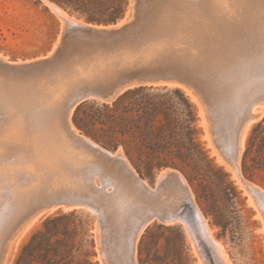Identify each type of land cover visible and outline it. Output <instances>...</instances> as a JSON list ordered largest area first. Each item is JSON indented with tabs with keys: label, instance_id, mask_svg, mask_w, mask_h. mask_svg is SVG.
I'll return each mask as SVG.
<instances>
[{
	"label": "bare ground",
	"instance_id": "6f19581e",
	"mask_svg": "<svg viewBox=\"0 0 264 264\" xmlns=\"http://www.w3.org/2000/svg\"><path fill=\"white\" fill-rule=\"evenodd\" d=\"M261 4L262 0H136L131 20L116 28L88 24L59 7L63 20H75L78 26L64 30L48 55L27 61L0 55V194L6 192L2 188L6 179L11 180L8 186L23 184L11 204H2L0 198V218L3 210L11 211L7 222L0 221V264L20 221L54 201L95 206L110 217V236L121 237L110 252L115 264H138V237L156 217L169 223L182 220L190 234L213 246L208 221L181 172L170 170L161 182L163 171L153 189L124 152L118 159L111 157L73 128L71 113L80 98L99 87L110 90L115 85V91L127 76L141 71L167 75L169 82L181 84L198 101L207 92L215 97L230 87L245 101L244 106L233 107L221 94L220 109L232 124L231 142L221 160L245 184L264 217L256 196L261 193L264 202V189L248 181L240 169L245 133L264 96L259 75L244 78L246 69L259 72L264 44ZM199 112L205 124L202 107ZM8 191L13 192V187ZM125 195L127 202L136 198L139 221L126 222L125 229L116 232L118 215L112 209ZM220 248L223 264H233Z\"/></svg>",
	"mask_w": 264,
	"mask_h": 264
},
{
	"label": "rangeland",
	"instance_id": "374dc122",
	"mask_svg": "<svg viewBox=\"0 0 264 264\" xmlns=\"http://www.w3.org/2000/svg\"><path fill=\"white\" fill-rule=\"evenodd\" d=\"M49 1L54 4H49L46 0H0V55H3L4 58L10 61H27L46 56L53 50L64 30L65 32L72 31L71 28L73 26H78L75 20H63L61 11L58 9L63 6L52 0ZM135 2L136 0H128V5L125 10L127 16H133ZM63 9L70 15L76 16L88 24L99 25L88 22L86 18L76 12H70L64 7ZM99 26L105 25L102 24ZM224 72L225 71L222 70L220 73L222 81L224 80L223 78L226 77L224 76ZM244 73L245 79L255 78L256 75H259V72L256 73L250 69H246ZM174 86L181 87L196 104L198 109V137L208 150L210 156L218 165L224 167L240 190V208L238 211L231 213L230 222H224L228 224L226 228L219 225L214 221V214H206L204 212L187 177L181 172L194 194L193 199L196 206H198L202 215L208 221L206 223L209 225H207V227L209 234L211 232L210 238L213 246L211 247L205 241L201 240L199 235L196 234L194 236L190 234L182 220L175 219L174 222L169 223L166 220L156 217L149 221L138 237L136 244V260L138 264H223L220 247L226 250L233 264H264V217L261 212L258 211L245 184L235 176V172L228 166L226 161L224 159L221 160L223 155H221V153L225 151L226 146L231 142L229 134L230 136L232 134L231 117L220 109V105L222 104L221 100H223V98L228 99L227 101L232 102L233 107L244 106L245 101L242 102V100L237 97L239 94L231 87L225 88L223 92L219 90L217 93L218 95L215 97L209 95L207 92V97L204 96L203 100L198 101L192 97L188 90L181 84L168 82V87ZM221 94H223V98H221ZM92 95L93 94H88L80 98L73 107L71 113L73 128L80 136L85 135L74 124L73 115L78 103L82 99ZM200 107H202L205 124L199 120V116L201 117L199 112ZM259 108L263 116L264 104H261ZM11 112L12 110L6 113V115L11 114ZM206 115L208 116L207 119ZM260 119L261 117L254 118L248 124L245 133L246 139L244 140V148L240 156V169L242 175L248 181L264 189V170L256 169L253 173H246L243 165L248 135L253 125ZM209 128H211V133L209 132ZM224 135L228 137L225 138ZM98 147L103 149L99 145ZM130 163L134 167L131 161ZM136 172L138 173L137 170ZM159 172L160 169H156L150 176H143L139 173L138 175L153 189H156L159 184V175L162 173L159 174ZM95 176L97 182H100L99 176ZM10 181V179L3 181L4 185H2V188H4L6 192L0 194L2 204H11L13 197L18 195L20 188H22L23 184L21 182L8 186ZM12 187L14 191L9 192L8 189ZM138 194L139 193H137L136 196H139ZM256 196L259 199L258 202L260 206L263 205L261 207L264 211L262 194L257 192ZM126 199L127 196L125 195L122 203L112 209V214L118 215L114 221L115 225L113 227V230H116V232L123 231L126 222L139 221L140 211H136V214L134 211V206L137 201L136 198L128 202ZM125 202H127V204ZM203 206L207 207V203L205 202ZM120 208L125 209L120 211ZM6 211L8 210H3L2 213H4V215L1 214V217H3L0 218V221L3 223L7 222L10 217L9 214H11L10 210L9 212ZM34 212L30 213V216L28 214V218L24 217L25 221L22 219V224L20 221L17 229H15L16 231L12 234L3 264H15L23 245L28 242L35 231L44 227V222L49 217L56 218L52 222H67L71 228H76L77 230L83 228L86 231V247L91 254L90 259L93 264H115V262H117L114 257H111L114 256L111 254L114 253L113 251H115V247L119 243L121 237L119 235L110 236L109 227L107 225V222L110 221V217L105 216V214L101 213L95 206L71 205L54 201L47 203ZM5 216L9 217L7 218ZM1 219H3V221ZM80 236L81 235L78 234L76 238H80ZM214 237L218 241H216ZM107 252H109V255ZM110 252L112 253L110 254ZM109 259H114V263L113 260L109 261Z\"/></svg>",
	"mask_w": 264,
	"mask_h": 264
},
{
	"label": "trees",
	"instance_id": "16d2710c",
	"mask_svg": "<svg viewBox=\"0 0 264 264\" xmlns=\"http://www.w3.org/2000/svg\"><path fill=\"white\" fill-rule=\"evenodd\" d=\"M52 1L98 23L116 21L128 5V0ZM73 121L103 145L122 146L143 176L164 166L181 169L204 212L224 228L239 210L240 190L200 141L197 106L181 87L137 85L111 102L88 99L77 106ZM243 165L246 173L264 170V116L248 135ZM55 219L47 218L32 234L15 264H93L86 231Z\"/></svg>",
	"mask_w": 264,
	"mask_h": 264
},
{
	"label": "water",
	"instance_id": "95a60500",
	"mask_svg": "<svg viewBox=\"0 0 264 264\" xmlns=\"http://www.w3.org/2000/svg\"><path fill=\"white\" fill-rule=\"evenodd\" d=\"M132 7H133V5H132ZM131 17H132V15L127 16V13L125 12L120 18H118L114 22H110V23H98V22H92V21H88V22L99 24V25L103 24L105 26L112 25L113 27L116 28V27H122V26L126 25L131 20ZM170 80H171V78L168 77L167 75H164V74H161V73L152 72V71H141V72L133 73L132 75L127 76L120 83V86L115 91H114V89L116 87L115 85L110 90L105 89L103 87L96 88L94 90V93H93L92 96H89V97H86V98L82 99L78 103V105L81 102H83L85 100H88V99H94V100L103 101V102H111V101L115 100L121 93H123L127 89H129L131 87H134V86H137V85H150V86H164V87H168V82ZM260 98H261V102L258 103V104H264V96H261ZM263 116H262V112H261L260 108H258V110L253 114L252 118H255V119L256 118H260V117L262 118ZM207 117L208 116L206 115V119H207ZM199 120H202V118L200 116H199ZM209 132L211 133V128H209ZM82 133L85 136L89 137L92 141L97 143L104 150L109 152L111 154V157H114V158L118 159V157L122 154V152H124L122 146H118L116 148H109V147L103 145L102 143L94 140L90 136L86 135L84 132H82ZM124 154L126 155L125 152H124ZM126 157L128 158L127 155H126ZM135 169L137 170L136 167H135ZM170 170L182 172L181 169H179V168H177L175 166H164V167H161L159 174L161 172H163V171H164V174H165V176H164V178H162L161 182L164 181L166 179V177L170 174ZM138 173L140 174L139 171H138ZM81 204H86V203H81ZM98 255H99V253H98Z\"/></svg>",
	"mask_w": 264,
	"mask_h": 264
},
{
	"label": "snow or ice",
	"instance_id": "6c2138e0",
	"mask_svg": "<svg viewBox=\"0 0 264 264\" xmlns=\"http://www.w3.org/2000/svg\"><path fill=\"white\" fill-rule=\"evenodd\" d=\"M261 7L264 8V0H262ZM259 80L264 85V44H262L259 54Z\"/></svg>",
	"mask_w": 264,
	"mask_h": 264
}]
</instances>
